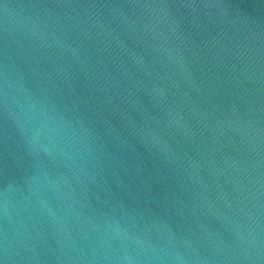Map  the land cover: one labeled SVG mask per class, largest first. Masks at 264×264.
<instances>
[{
	"label": "water",
	"instance_id": "water-1",
	"mask_svg": "<svg viewBox=\"0 0 264 264\" xmlns=\"http://www.w3.org/2000/svg\"><path fill=\"white\" fill-rule=\"evenodd\" d=\"M0 264H264V0H0Z\"/></svg>",
	"mask_w": 264,
	"mask_h": 264
}]
</instances>
